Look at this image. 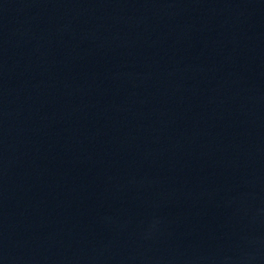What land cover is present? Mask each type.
<instances>
[{"label":"water","instance_id":"water-1","mask_svg":"<svg viewBox=\"0 0 264 264\" xmlns=\"http://www.w3.org/2000/svg\"><path fill=\"white\" fill-rule=\"evenodd\" d=\"M0 264H264V0H0Z\"/></svg>","mask_w":264,"mask_h":264}]
</instances>
